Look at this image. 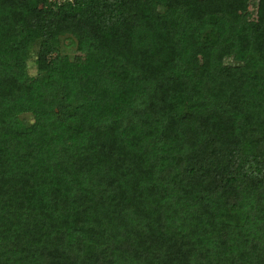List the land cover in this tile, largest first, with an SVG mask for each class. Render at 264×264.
I'll return each mask as SVG.
<instances>
[{"label":"trees","instance_id":"16d2710c","mask_svg":"<svg viewBox=\"0 0 264 264\" xmlns=\"http://www.w3.org/2000/svg\"><path fill=\"white\" fill-rule=\"evenodd\" d=\"M250 3L0 0V264H264Z\"/></svg>","mask_w":264,"mask_h":264},{"label":"rangeland","instance_id":"374dc122","mask_svg":"<svg viewBox=\"0 0 264 264\" xmlns=\"http://www.w3.org/2000/svg\"><path fill=\"white\" fill-rule=\"evenodd\" d=\"M250 8L251 10L254 9L256 0H250ZM254 18V16H251ZM58 49L60 54L62 55H67L71 60H76L80 61L83 59L84 52L82 49L79 48V45L74 37L71 35H63L59 38V44H58ZM34 58L35 56H30L29 60L27 61V69L28 73L31 76L36 75V68H35V63H34ZM28 122L31 121V117L25 116L24 117Z\"/></svg>","mask_w":264,"mask_h":264},{"label":"built area","instance_id":"2783aa9c","mask_svg":"<svg viewBox=\"0 0 264 264\" xmlns=\"http://www.w3.org/2000/svg\"><path fill=\"white\" fill-rule=\"evenodd\" d=\"M58 4L61 3L64 0H55ZM68 1H72V0H68Z\"/></svg>","mask_w":264,"mask_h":264}]
</instances>
